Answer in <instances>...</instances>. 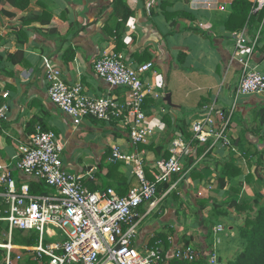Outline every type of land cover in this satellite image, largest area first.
I'll return each instance as SVG.
<instances>
[{"label": "crops", "instance_id": "1", "mask_svg": "<svg viewBox=\"0 0 264 264\" xmlns=\"http://www.w3.org/2000/svg\"><path fill=\"white\" fill-rule=\"evenodd\" d=\"M235 1L125 0L132 17L122 25V20L114 15V0H31L22 18L16 19L2 13L1 10H12L6 0H2L0 102L8 107V120L0 124V163L9 165L15 175L14 163L20 148L30 144V136L36 126L41 125L56 132L65 144L66 170L71 169L78 175L92 173L93 177L84 181L89 189L97 188L95 190L99 191L107 188L106 176L114 147L120 148L123 153L142 156L154 178L158 173L157 164L164 159L158 158L149 149L138 150V146L131 144L128 131L115 124L105 127L92 118L75 128L72 120L49 97L43 58H50L62 70L68 84L80 83L88 97L110 96L120 100L125 99L126 90L112 89L99 79L94 71L96 61L105 53L117 52L132 64L152 63L153 69L144 76V82L151 92L145 108L149 114L148 125L155 130L156 136L147 146L164 147L169 151L174 129L190 120L188 113L196 111V118L205 105L215 100L222 107L230 106L242 73L240 65L232 61L237 34L245 33L249 40L241 47L244 57L252 48L250 41H254L260 32L257 46L250 57L253 65L264 73V20L244 30L229 31L227 23ZM248 1L255 4L253 13L258 19L264 6L259 8L258 0ZM69 26V33L59 34L60 28L66 33ZM68 50L75 54L71 62L65 57ZM221 88L223 90L219 96ZM156 94L164 99L158 101L153 96ZM169 95L176 108L165 101ZM239 103L229 133L236 151L219 148L199 162L196 172L201 174V178L190 177L185 186L179 187L177 193L180 200L167 198V201L164 198L161 201L160 206L163 208L167 204L165 211L168 210L173 218H169L167 212L163 224L158 221L145 230H151L147 233L151 234L150 241L157 237L154 235L155 227L162 231L167 227L164 232L172 234L174 240L170 246L173 256H166L167 264L175 260L174 253L177 248L185 246V240L191 239V243L199 241L205 249L210 242L208 231L213 237L216 226H224L223 221L239 216L236 210L229 212V218L220 217L218 224L209 222L206 226L208 230L204 231L205 219H218L211 203L228 207L236 202L243 206L251 204L258 194L264 195V181L255 175L258 166L256 132L260 128L264 132V124L261 123L264 97L243 96ZM166 117L173 122L172 127L164 122ZM246 130L249 131L247 134ZM243 135L247 137L244 142L240 140ZM239 140L245 151L252 155L253 161L238 149L236 143ZM196 156L194 154L189 158V166L195 162ZM85 158L87 161H84ZM227 161L238 166L242 174L233 181L226 178L225 186H221L223 166ZM120 172L128 184L137 183L131 167L122 165ZM111 188L115 189L112 185ZM201 201L211 203L203 208ZM147 234L141 238L138 233L139 247L148 241ZM158 244L160 246L162 242Z\"/></svg>", "mask_w": 264, "mask_h": 264}, {"label": "built area", "instance_id": "2", "mask_svg": "<svg viewBox=\"0 0 264 264\" xmlns=\"http://www.w3.org/2000/svg\"><path fill=\"white\" fill-rule=\"evenodd\" d=\"M264 6L258 0V7ZM260 32L247 56H242L241 47L249 42L245 33L237 34L232 61L242 69L236 94L228 108L219 105L218 100L205 105L198 117L187 122V134L178 132L173 136L169 159L157 164V174L148 179L147 163L137 153H123L113 148L111 162L131 167L137 185L131 187L125 196L108 187L92 191L85 186L86 178L92 173L78 175L66 170L64 164L65 144L56 132L37 125L30 136V144L20 148L14 165L21 174V181L14 178L12 168L0 163V222L7 223L10 233L15 230L32 232L38 230V245L21 246L24 252H31L35 260L44 264H161L166 263L161 244L156 248L146 246L137 248L138 229L141 221L161 205V201L172 191L178 190L183 180H188L199 162L206 155L219 148L236 151L229 133L240 97H264V73L257 69L250 55L257 46ZM48 93L51 101L69 117L75 128L82 126L86 119L92 118L108 125H117L128 131L131 144L149 145L156 132L148 125V112L144 108L151 93L144 82V76L153 69L152 63L136 64L127 61L123 54L105 53L94 65L95 75L105 81L112 89H124V100L117 97L90 98L80 83L68 84L62 70L53 61L43 58ZM223 88L220 89L219 96ZM8 95H5L7 97ZM158 101L164 98L153 95ZM8 120V107L0 102V124ZM202 146L207 151L191 166L188 160ZM178 176L162 199L158 198V188L163 183H171ZM51 189L46 194H32L30 182ZM149 203L147 214L141 217L140 209ZM48 227L59 230L62 241L46 245ZM225 228H214L211 243L203 249L200 242L176 249L174 259L184 264H195L204 255L209 264H226L219 257L222 234ZM173 244V236L168 237ZM12 244L0 245L6 251L4 264H15ZM145 252V254H143ZM203 252V253H202ZM17 261L22 257L17 256Z\"/></svg>", "mask_w": 264, "mask_h": 264}, {"label": "trees", "instance_id": "3", "mask_svg": "<svg viewBox=\"0 0 264 264\" xmlns=\"http://www.w3.org/2000/svg\"><path fill=\"white\" fill-rule=\"evenodd\" d=\"M2 0H0L1 2ZM6 2L12 7L11 11L1 10L2 13L9 16L10 18H22V15L28 8L30 7L31 0H6ZM253 10H255V4L251 3L248 0H236L233 3V13L230 18V20L227 23L228 30L229 31H238V30H244L248 26H253L254 23L259 22L261 23L264 20V10L260 14L259 18L256 19V14L253 13ZM46 14V13H45ZM114 15L116 17H119L122 20V25H125L128 23L130 18L132 17V12L127 6L125 0H114ZM35 20H39L35 19ZM45 21V20H42ZM50 21V20H49ZM48 21V22H49ZM46 22V23H48ZM71 30L69 26L68 32H62L61 28L58 30L59 34L64 35L69 33ZM74 52L72 50H68L66 52V59L69 58V61H73L74 59ZM68 61V59H67ZM145 108V106H144ZM146 109V108H145ZM164 122L169 126L172 127L174 124L169 118H164ZM261 123L264 124V112L261 114ZM176 132H181L184 134L185 137H188L187 134V123L183 122V124L180 127H177L176 130L174 129L173 136ZM249 131L246 130L245 134H247ZM256 135L258 137V142L255 143V146L257 148V152L255 153L258 158L259 167H263L264 165V132L260 128L256 132ZM246 135H243L240 140L244 142ZM237 141L236 145L238 149H240L244 156L247 157L249 160H251L252 155L245 151V147L243 146L241 141ZM208 146H202L200 149L197 150L196 158H194V161H198L199 158L203 157L205 152L207 151ZM143 149H149L150 151L155 152V154L158 156V158L163 159H169L171 154L169 151H167L164 147L162 148H156L153 146H147L144 144H141L138 146V150ZM163 153V154H162ZM162 154V155H161ZM213 154V151L209 152L205 158H208ZM204 158V159H205ZM202 159V160H204ZM201 160V161H202ZM200 161V162H201ZM192 162V163H193ZM123 164L113 162L109 165V173L106 176L107 181V188L108 187H114L118 194L120 196H125L128 193L129 188L137 185L130 182V184L127 183V179L125 176L120 172V168ZM192 165V164H191ZM190 165V166H191ZM152 167V165H151ZM223 174L224 178L221 179V186H225V179L227 178L229 181H233L235 178L237 179L241 174V169L236 166L233 162L227 161L224 163L223 166ZM197 168L194 172L191 173V177L193 179H199L201 178V174L197 173ZM146 173L147 177L150 180H153V177L151 176L150 168L148 167V164L146 166ZM250 179H252V176H250ZM263 179V177H262ZM178 180V176L173 177V181L171 183H163L158 188V198H162L163 195L169 191L174 183ZM187 180H183L181 182L180 186L186 185ZM133 182V181H132ZM132 185V186H131ZM31 186V193L32 194H46L47 192L44 191V187L38 184L36 181L30 182ZM97 188H92V191ZM105 189V188H104ZM178 190L170 192L165 199L171 198L172 200H180V197L178 195ZM167 199V201H168ZM211 202L209 201H201L200 206L203 208L206 207ZM211 205L214 208L215 214L217 216V220H204L205 224V230H208L209 222L218 224L220 217H226L229 218V212H232L236 210L239 213V216L244 219V225H241L238 227V242L242 250L237 254V256L234 259H231L227 262V264H264V195L258 194L257 197L254 199V201L251 204H244L243 206H240L238 203L233 202L228 207H223L220 204L211 203ZM203 222V221H202ZM204 229V228H203ZM20 233H24L20 231ZM209 236V237H208ZM207 238L210 240L208 242V245L211 243L212 239V233L208 231ZM168 234H160L155 239H153L150 242L151 248H156L158 246V242H162L163 244V251H164V259L166 263L161 264H167L168 259L166 258L167 252L169 251L168 248L171 245L168 239ZM206 242V241H204ZM185 245H189L191 243V239L184 241ZM20 246H27V247H35V241L34 238L31 237V235L27 238L21 239V243L17 244ZM166 246V247H165ZM171 247V246H170ZM166 251V252H165ZM2 256H6L5 254H2V250H0V261L2 259ZM15 259V258H14ZM221 259V258H220ZM222 260V259H221ZM48 258H44L43 263H47ZM42 263V262H40ZM26 264H39V262L35 259H28ZM169 264H184L182 262H179L177 260L171 261ZM195 264H209V262L206 260V258L203 256L200 258L198 262Z\"/></svg>", "mask_w": 264, "mask_h": 264}, {"label": "rangeland", "instance_id": "4", "mask_svg": "<svg viewBox=\"0 0 264 264\" xmlns=\"http://www.w3.org/2000/svg\"><path fill=\"white\" fill-rule=\"evenodd\" d=\"M195 112L196 111H193L192 114L188 113V117H190L189 119H192L194 117ZM99 123L103 124L105 127H108V124H106V123H103L100 121H99ZM2 124H4V122ZM251 160L253 161V159H251ZM84 161H87L86 158L84 159ZM90 164H94V162H91ZM257 164L259 165L258 162H257ZM256 167H257L256 168L257 170L255 171L256 172L255 175L257 177H259V179H262V177H263L262 180L264 181V165H263V167H258V166H256ZM67 170L70 172H74L71 169H67ZM14 176H15V179L17 181H19V182L21 181V174L18 171L15 172ZM43 189L47 193L49 191H51V189L49 187H46V186H44ZM263 192H264V190H263ZM149 205H150L149 203H146L145 205H143L141 207V209L139 211L141 214V217H143L147 214V211L149 210ZM178 205H179V203H178ZM181 205L183 206V203ZM166 207H167V204H165V206L163 208H162V206H159L158 209H156L153 213L148 215L143 220L141 227L138 229V233H139V236L141 238L144 237L147 233H149L151 231L150 230L149 232H145L147 227H149V226L153 227V225H155L158 221L162 222V224H163V218L166 216V214L168 212V210H167V212L165 211ZM163 210L165 211L164 213H163ZM161 213H163V214H161ZM168 214H169V212H168ZM169 218H173V217L170 216V214H169ZM231 220H227V222L223 221V224L225 226V232L223 233V236H222V245L219 248V257L226 264L229 260L234 259L237 256V254L242 250V248L240 247L239 242H238V227L241 225H244V219L240 216H237V217L235 216ZM159 226H161V225H159ZM166 228L167 227L163 228V231H162V230H158V228L155 227L156 230L154 231V235H156V236H158L160 234L172 235L169 233V231L164 232L166 230ZM37 233H38V230L28 232V233L27 232L20 233V231L15 230L12 232V235H11L8 224L4 223V222H0V245L9 244V242L12 240V244L14 246H16V248L12 251L13 258H15L14 259L15 264H26L28 259H30V260L35 259L34 258L35 255L31 252L21 251V249H19L20 246H17V244L21 243V239L27 238L31 235V237L34 238L35 245H38V243H39L38 239L39 238H38ZM150 235L151 234H147L148 238ZM62 238H63V235L59 230L48 227L47 232H46V236H45L46 245L62 241ZM150 242L151 241L149 238L146 243L140 244V247H139L138 246V239H137L136 245H137V248H141L143 250L147 245L150 246ZM161 246H163V244ZM0 250H2V254L6 253V251L4 249H0ZM168 250L169 251L167 253V256H169L171 254V251H172L170 246H169ZM143 254H145V252ZM17 256H21L22 260L17 261V259H16ZM4 262H5V256H2L0 264H4ZM39 264H44V263L39 262Z\"/></svg>", "mask_w": 264, "mask_h": 264}, {"label": "water", "instance_id": "5", "mask_svg": "<svg viewBox=\"0 0 264 264\" xmlns=\"http://www.w3.org/2000/svg\"><path fill=\"white\" fill-rule=\"evenodd\" d=\"M165 101H166L171 107L176 108V106L173 105L172 98H171L170 95L165 99Z\"/></svg>", "mask_w": 264, "mask_h": 264}]
</instances>
